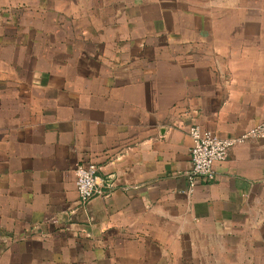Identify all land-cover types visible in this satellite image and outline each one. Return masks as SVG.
<instances>
[{
	"label": "crops",
	"instance_id": "crops-1",
	"mask_svg": "<svg viewBox=\"0 0 264 264\" xmlns=\"http://www.w3.org/2000/svg\"><path fill=\"white\" fill-rule=\"evenodd\" d=\"M263 121L264 0H0V264H264Z\"/></svg>",
	"mask_w": 264,
	"mask_h": 264
},
{
	"label": "built area",
	"instance_id": "built-area-1",
	"mask_svg": "<svg viewBox=\"0 0 264 264\" xmlns=\"http://www.w3.org/2000/svg\"><path fill=\"white\" fill-rule=\"evenodd\" d=\"M192 140L191 164L189 173V191L192 192L201 181H212L215 178V167L227 161L230 151L250 140H264V121L253 126L238 138H221L212 131L199 125L189 128ZM101 168L93 163L78 164L75 170L76 187L81 205L89 204L94 198H107L102 188L105 186L100 177Z\"/></svg>",
	"mask_w": 264,
	"mask_h": 264
}]
</instances>
